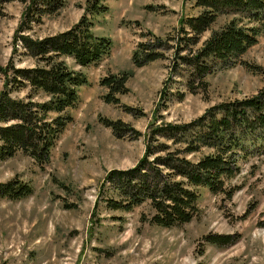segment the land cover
<instances>
[{
    "label": "rangeland",
    "instance_id": "374dc122",
    "mask_svg": "<svg viewBox=\"0 0 264 264\" xmlns=\"http://www.w3.org/2000/svg\"><path fill=\"white\" fill-rule=\"evenodd\" d=\"M85 1L65 0L27 32L41 37L69 27L84 13ZM106 3L107 12L93 17L92 29L111 38V51L97 64L80 65L65 58L70 67L86 74L88 82L79 85L78 102L67 109L72 120L58 135L49 160L40 165L22 150L0 160V182L16 178L32 187L20 198L0 193V264H264V146L240 160L242 170L229 180L238 186L232 197L198 187L199 212L178 225L151 222L154 208L149 199L129 209L110 207L106 198L120 196L104 180L109 170L131 167L139 160L146 133L154 125L191 121L212 105L264 86V29L235 64L214 66L206 76L207 89L192 91L190 66L177 56L175 37L182 35L181 17L202 10L196 0ZM23 7L21 0L0 4L1 65L9 59L17 66L35 63L20 44L13 46ZM228 18L221 15L213 26ZM209 34L205 31L203 39ZM158 39L171 46L161 45L157 49L162 56L134 64L138 43ZM109 73L128 74L127 90L115 93L118 102L103 98L108 88L100 79ZM29 91L26 86L13 94ZM35 94L34 99L48 98L42 91ZM102 117L121 119L141 134L118 136ZM212 150L203 147L189 157L197 159ZM213 233L230 234L233 241L212 243L206 237Z\"/></svg>",
    "mask_w": 264,
    "mask_h": 264
},
{
    "label": "trees",
    "instance_id": "16d2710c",
    "mask_svg": "<svg viewBox=\"0 0 264 264\" xmlns=\"http://www.w3.org/2000/svg\"><path fill=\"white\" fill-rule=\"evenodd\" d=\"M4 1L7 0H0V4ZM21 1L24 7L14 30L13 46L20 44L24 53L35 58V63L17 66L9 59L5 65L0 64V160L22 150L42 165L49 160L58 135L72 120L67 109L77 104L79 85L88 82L86 74L70 67L65 58L89 65L97 64L110 53L111 38L92 29L93 17L107 12L109 6L106 0H86L84 13L72 25L33 37L27 31L39 24L44 14L63 6L65 0ZM196 4L202 10L181 17L182 35L173 36L178 40L177 56L190 66L188 84L192 91L207 89L206 76L214 66L235 64L264 29V0H196ZM221 15L230 18L214 27ZM207 30L210 34L203 39ZM167 42H139L132 54L134 64L140 66L162 56L157 47L171 46ZM181 50L188 51L180 53ZM244 62L254 69L251 63ZM127 78V73L103 76L100 83L108 88L104 100L118 102L115 93L127 90ZM26 86L29 93L13 94ZM37 91L48 98L34 99ZM101 120L118 136L141 134L121 119ZM262 146L264 86L256 93L212 105L191 121L154 125L146 133L145 150L139 160L131 167L113 168L106 174L104 180L111 182L120 196L119 200L106 198L108 205L129 209L149 199L154 208L151 222L163 226L188 222L199 212L198 187L206 186L214 193L232 197L238 186L229 180L242 170L240 160L262 150ZM203 147L213 150L197 159L189 157ZM31 191L29 183L16 178L0 182V193L10 198H20ZM230 237L213 233L206 238L215 244H226L233 241Z\"/></svg>",
    "mask_w": 264,
    "mask_h": 264
}]
</instances>
